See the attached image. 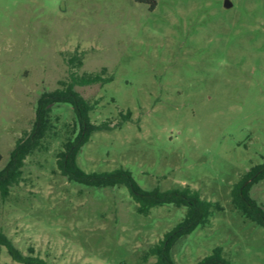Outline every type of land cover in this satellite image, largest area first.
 Masks as SVG:
<instances>
[{
  "label": "rangeland",
  "instance_id": "obj_1",
  "mask_svg": "<svg viewBox=\"0 0 264 264\" xmlns=\"http://www.w3.org/2000/svg\"><path fill=\"white\" fill-rule=\"evenodd\" d=\"M0 0V170L27 141L41 95L106 68L103 85H75L94 105L76 156L85 172L124 168L145 190L189 186L221 209L179 237L174 264L220 246L231 264H264V227L230 202L231 189L264 162V0ZM47 129L0 198V231L48 264H153L144 260L183 218L172 204L136 212L125 186L89 187L57 168L77 118L47 105ZM130 112L128 120L122 114ZM250 195L264 210V178ZM0 264H22L0 246Z\"/></svg>",
  "mask_w": 264,
  "mask_h": 264
},
{
  "label": "trees",
  "instance_id": "obj_2",
  "mask_svg": "<svg viewBox=\"0 0 264 264\" xmlns=\"http://www.w3.org/2000/svg\"><path fill=\"white\" fill-rule=\"evenodd\" d=\"M70 70L67 81L61 82V87L41 95L37 109L36 119L27 141L17 140L10 158L0 170V198H5L9 188L17 183L21 177V167L24 158L34 148L33 145L47 129L46 112L49 103H68L78 121V129L74 137L62 142V149L56 155L57 168L70 181L89 187H115L125 186L136 204V212L146 214L157 205L172 204L184 207L183 218L176 226L168 231L163 239L148 248L143 256L146 260L154 256L153 264H174L169 252L174 242L195 230L199 225L208 222L213 210L221 209L217 202L208 201L200 196L197 190L189 186L160 190L155 187L151 190L143 189L133 178L131 172L124 168H116L104 172H85L76 162V156L81 147L89 140L91 133L99 129H108L109 123L93 124L90 122L89 112L94 105L85 99L75 89V85H90L99 83L103 85L112 79L106 76V68L97 72H84L78 74L76 69L82 65V58L72 55L68 58ZM130 112L122 114V120H128ZM1 159V154H0ZM264 178V162L251 167L240 181L234 185L230 192V202L241 214L256 224L264 227V210L258 202L251 197L250 187L254 182ZM0 246H4L11 259L22 264H48L45 259L35 255H24L17 249L12 241L0 231ZM196 264H231L222 254L220 246L213 248L212 252L200 259Z\"/></svg>",
  "mask_w": 264,
  "mask_h": 264
},
{
  "label": "water",
  "instance_id": "obj_3",
  "mask_svg": "<svg viewBox=\"0 0 264 264\" xmlns=\"http://www.w3.org/2000/svg\"><path fill=\"white\" fill-rule=\"evenodd\" d=\"M229 3H228V0H225L224 1V5L227 6Z\"/></svg>",
  "mask_w": 264,
  "mask_h": 264
}]
</instances>
